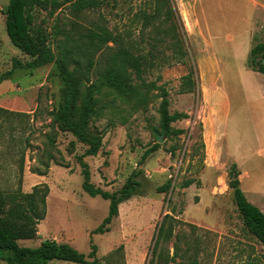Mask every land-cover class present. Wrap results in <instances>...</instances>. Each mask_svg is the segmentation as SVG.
<instances>
[{
  "label": "rangeland",
  "instance_id": "obj_1",
  "mask_svg": "<svg viewBox=\"0 0 264 264\" xmlns=\"http://www.w3.org/2000/svg\"><path fill=\"white\" fill-rule=\"evenodd\" d=\"M7 3L8 0H0V74L12 67L15 58L31 59L13 46L7 36L2 13ZM171 4L175 11L170 17L160 0H103L77 16L70 14L64 4L52 11L34 9L36 25L50 32L55 24L68 28V20L76 21L77 31L95 21L113 31H130L129 40L141 41L137 53L158 62L144 74V79H156L157 85L168 90L170 113L184 111L189 117L171 123L174 129H183L182 134L164 135L158 142L161 119L157 89H152L144 102L139 101L145 88L132 75L130 83L138 90L135 98L103 91L99 97L102 109L92 122L96 130L104 133L102 146L96 155L84 157L91 182L111 192L119 189L134 169L141 168L143 174L139 177L142 185L138 194L119 203L118 215L109 224V230L92 233L107 214L108 200L99 195L92 197L82 188L77 156L86 146L51 123L49 111L62 102V83L55 64L33 69L16 67L11 78L0 83V188L29 192L40 182L49 187L46 213L37 224V235L19 239L20 245L37 246L42 239L52 238L87 253L91 238L97 245L101 264H177L193 258L199 264H264V246L247 230L234 202L229 187L230 170L225 174L213 165L205 169L202 126L193 116L200 105V79L188 39L176 17V1L171 0ZM142 11L151 15L144 28V21L139 20ZM49 46L54 50L53 36ZM183 47L188 63L176 62L184 59ZM107 52L96 56L97 69H102ZM192 69L195 90L182 93L188 86L182 77ZM95 78L97 74L92 75V80ZM54 133L52 153L56 159L62 156L68 166L51 161L46 174L39 175L34 171L45 169L40 160H45L47 134ZM70 141H75L71 153ZM154 143L159 144L157 150L139 164L142 153ZM188 178L194 183L182 187V181ZM167 180L171 187L159 191L158 187ZM9 203L10 199L7 209H11ZM165 214L170 217L162 221ZM162 222L165 235L152 252ZM48 264L80 263L54 260Z\"/></svg>",
  "mask_w": 264,
  "mask_h": 264
},
{
  "label": "trees",
  "instance_id": "obj_2",
  "mask_svg": "<svg viewBox=\"0 0 264 264\" xmlns=\"http://www.w3.org/2000/svg\"><path fill=\"white\" fill-rule=\"evenodd\" d=\"M167 17L173 16L175 9L171 0H160ZM103 0H8L2 13L5 15V30L13 46L31 57L27 61L13 59L12 67L0 74V83L11 78L16 67L33 69L48 63H54L59 79L62 83V102L49 111L51 123L56 124L58 130L70 132L75 140L83 143L86 148L77 156L81 166L82 188L88 195L100 196L108 200V210L101 223L95 227L92 233H104L109 230V224L118 215L120 202L138 194L142 185L139 178L143 170L134 169L126 178L121 187L115 191H106L95 186L91 182L88 164L85 156H94L102 146L104 133L92 126L93 119L100 114L102 105H99V97L103 91L110 90L124 98L131 99L138 95V90L131 85V79H138L144 86V91L139 101L144 102L147 94L152 89H157L160 97L159 114L161 119V133L165 136H177L183 133V129H174L172 122L188 118L186 112H169L170 99L168 90L156 84V79L146 81L144 74L151 66L157 64L148 61L144 55L137 52L141 41L130 39V31L124 33L113 31L99 21L93 22L85 29L76 30V21H66L68 28L53 26V31L37 26L35 23L34 9L54 10L62 4L67 6L69 13L77 16L84 9L99 6ZM154 13H159L154 10ZM176 17L182 27V23L176 13ZM151 15L146 11L140 13V19L144 21V28ZM54 37V50L49 46L51 37ZM138 41V42H137ZM181 41V39H180ZM111 42L113 46L108 43ZM182 43V42H181ZM183 46V44H182ZM108 50L102 61V69H97L96 56ZM184 59L176 62L188 63L187 52L183 47ZM170 62L168 64H172ZM159 64H163L160 62ZM247 64L254 70L264 73V43L255 44L248 55ZM97 78L92 80V75ZM133 75V77H132ZM186 83V92H193L196 86L194 70L182 77ZM7 112V111H6ZM27 115L28 113H22ZM47 143L44 144L43 153L45 160L40 162L44 170H36L39 175H45L50 162L59 165L64 164V158L56 159L52 153L56 135L47 134ZM75 141H70L68 152L74 150ZM203 145V143H202ZM159 144L154 143L141 155L139 164H142L147 156L157 150ZM229 187L233 190V198L237 210L242 216L247 230L254 235L264 246V213L254 204L249 202L239 187L235 166L230 168ZM194 180L191 178L182 181V187H188ZM171 187L170 180L158 187L159 191H167ZM49 193L47 183L40 182L32 186L31 191L24 192L21 189L5 191L0 188V261L7 264H48L54 260L69 261L80 264H101L97 257V245L90 238L89 251L83 253L65 241H57L45 238L37 246H25L18 243L19 239H32L37 235V224L45 217L46 198ZM10 199V208L7 209V201ZM13 209V211H12ZM13 212V216L9 215ZM170 217L165 214L162 221ZM165 235V227H158L153 251L158 241ZM176 253V250H175ZM177 264H199L196 258L179 261Z\"/></svg>",
  "mask_w": 264,
  "mask_h": 264
},
{
  "label": "crops",
  "instance_id": "obj_3",
  "mask_svg": "<svg viewBox=\"0 0 264 264\" xmlns=\"http://www.w3.org/2000/svg\"><path fill=\"white\" fill-rule=\"evenodd\" d=\"M175 1L200 79L193 116L205 169L228 174L234 165L240 189L264 213V73L247 64L264 43V0Z\"/></svg>",
  "mask_w": 264,
  "mask_h": 264
},
{
  "label": "water",
  "instance_id": "obj_4",
  "mask_svg": "<svg viewBox=\"0 0 264 264\" xmlns=\"http://www.w3.org/2000/svg\"><path fill=\"white\" fill-rule=\"evenodd\" d=\"M163 136H164L163 133H161V134H156V139H157V141H158V142H161V141L163 140Z\"/></svg>",
  "mask_w": 264,
  "mask_h": 264
}]
</instances>
